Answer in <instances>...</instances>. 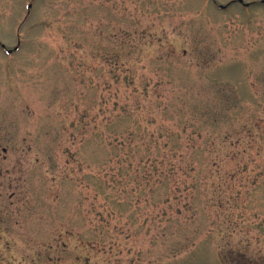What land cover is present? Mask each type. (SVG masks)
<instances>
[{"label":"rangeland","instance_id":"obj_1","mask_svg":"<svg viewBox=\"0 0 264 264\" xmlns=\"http://www.w3.org/2000/svg\"><path fill=\"white\" fill-rule=\"evenodd\" d=\"M242 1L0 0V264H264Z\"/></svg>","mask_w":264,"mask_h":264},{"label":"water","instance_id":"obj_2","mask_svg":"<svg viewBox=\"0 0 264 264\" xmlns=\"http://www.w3.org/2000/svg\"><path fill=\"white\" fill-rule=\"evenodd\" d=\"M240 2H242V1H240ZM31 7V5L29 6V8ZM221 8H223V6H221ZM15 49H17V48H15ZM10 52V51H9Z\"/></svg>","mask_w":264,"mask_h":264}]
</instances>
